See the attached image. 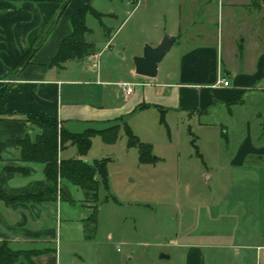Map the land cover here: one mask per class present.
Instances as JSON below:
<instances>
[{
  "label": "crops",
  "instance_id": "crops-1",
  "mask_svg": "<svg viewBox=\"0 0 264 264\" xmlns=\"http://www.w3.org/2000/svg\"><path fill=\"white\" fill-rule=\"evenodd\" d=\"M113 1L0 0V83H5L6 111L10 114L0 121V191L10 199L24 198L10 204L0 200V242H7L14 250L22 249L15 248L17 245L30 244L47 251L33 258L35 264H57L58 248L49 245L58 232L63 231L65 239L71 242L77 237L91 240L98 227L99 189L95 195L60 177L57 191H46V165L24 161L22 149L16 145L26 135L35 142L42 133L26 119L27 113L54 119L59 130L72 134L102 131L119 124L115 143L108 144L101 135H96L86 157H80L74 145L59 149L60 160L88 161L109 160L95 158L94 142L100 137L104 146H115L127 128L132 131L128 117L140 108L153 106L161 111L207 114L210 107L231 104L241 108L248 97H259L262 108L250 115L255 121L264 120V0H219L216 36L211 43H208L209 27L216 21L214 16L208 18L210 4L203 11L192 7L195 0H180L179 4L187 10L185 14L179 9L163 25L154 19L143 21L118 38L120 27H113V22L122 11L121 6H112ZM120 1L125 6L136 4V8L141 3V0ZM144 2L147 8L149 0ZM84 6L96 13L86 14L89 32L85 39L95 45L97 52L69 60L63 67L51 65L63 40L78 27L79 12ZM221 14L222 18L225 16L227 45L220 40ZM93 18L99 28L90 26ZM167 34L177 36V42L183 41L189 49L175 70L163 68L169 79L157 82L158 76L153 84L147 77L136 74L132 60L142 56L146 45L156 47ZM34 48L30 60L12 77L17 64ZM220 79L227 80L229 85H216ZM124 83L134 85L131 94L125 93ZM149 84L154 88H147ZM136 86L141 88L135 89ZM255 121L251 117L246 119V148L240 152L239 147L230 165L239 166L249 155L259 152L251 144L250 123ZM260 128L264 134V128L261 125ZM223 137L229 141L225 132ZM131 151L132 147L125 148L124 154L130 156L118 159L122 165L156 160L142 162L138 148L136 155ZM237 158L240 159L236 162ZM226 234L229 233L220 232L222 236ZM180 248L184 249V259L178 264H264V242L188 243ZM228 249L233 250L232 255ZM170 259L171 255L161 258Z\"/></svg>",
  "mask_w": 264,
  "mask_h": 264
},
{
  "label": "rangeland",
  "instance_id": "rangeland-1",
  "mask_svg": "<svg viewBox=\"0 0 264 264\" xmlns=\"http://www.w3.org/2000/svg\"><path fill=\"white\" fill-rule=\"evenodd\" d=\"M123 2L112 3L121 6L122 11L113 22V27H120L118 38L143 21L154 19L163 25L179 9L183 14L187 11L185 5L179 4L180 0H149L147 8L144 0L137 8L136 4L125 6ZM195 2L192 7L203 11L210 4L208 18L214 16L216 21L209 27L208 43H211L216 36L219 0ZM205 23L204 19V26ZM92 25L99 28L94 18ZM224 26L225 16L222 18L221 14L220 40L227 45ZM187 49L183 41L172 46L159 63L157 82L169 79L163 68L175 70ZM155 78L148 80L154 84ZM153 86L149 84L147 88ZM260 100L248 97L241 108L217 105L210 107L207 114L161 111L153 106L136 110L128 122L133 135L152 146L156 160L151 163L122 165L118 161L130 156L124 154L128 147L124 132L112 147L104 146L101 138H97L93 155L109 158V187L101 186L97 198L98 227L89 241L77 237L71 242L65 239L63 231L58 232L49 245L58 248L57 264H178L184 259L180 245L264 242V134L260 132L264 120L255 121L250 115L262 108ZM249 117L255 121L250 123L251 144L259 152L249 155L239 166L230 165L239 147L240 152L246 148L245 121ZM131 147V152L138 154L137 147ZM222 231L229 234L222 236ZM233 231L236 234L231 235ZM17 247L25 252L40 251L30 244ZM227 251L232 255V249ZM162 254L171 255V259L161 260ZM27 257L35 264V255ZM28 259L21 257L16 264H26Z\"/></svg>",
  "mask_w": 264,
  "mask_h": 264
},
{
  "label": "trees",
  "instance_id": "trees-1",
  "mask_svg": "<svg viewBox=\"0 0 264 264\" xmlns=\"http://www.w3.org/2000/svg\"><path fill=\"white\" fill-rule=\"evenodd\" d=\"M88 11L96 14L89 6H84L80 9L78 27L63 40L51 65L63 67L69 60L83 59L97 52L95 45L85 39L86 34L89 32L85 24ZM34 51L35 48L28 50L26 56L15 67L12 77L18 73L19 68L30 60ZM8 115L10 114L6 111L5 83H0V121ZM25 116L30 123L39 127L42 133L36 138L35 142H32L30 137L26 135L18 140L16 145L21 147L24 161L39 162L46 165L44 173L48 183L47 192L57 191L60 177L67 179L82 189L94 192L95 195H97L101 186L108 189L107 160H60L59 149H63L68 144L74 145L77 149V154L80 157H86L92 146V139L96 135H101L104 142L108 144L115 143L120 130L119 124L102 131L87 130L80 134H72L64 129L59 130L56 120L42 114L27 113ZM125 134L128 137V146L138 148L142 162L153 160L152 146L150 144L141 143L129 128L126 129ZM0 200L10 204L24 200V198L10 199L0 191ZM43 253H47V251L25 252L14 250L9 247L7 242H0V264H16L21 257L28 259L27 255H30V257L34 255L40 256ZM26 264H31L29 259Z\"/></svg>",
  "mask_w": 264,
  "mask_h": 264
},
{
  "label": "water",
  "instance_id": "water-1",
  "mask_svg": "<svg viewBox=\"0 0 264 264\" xmlns=\"http://www.w3.org/2000/svg\"><path fill=\"white\" fill-rule=\"evenodd\" d=\"M177 36L165 35L161 42L156 46L152 47L146 45L143 50L142 56H135L133 63L135 65L136 74L147 77L155 78L158 74V66L164 56L169 52L174 44L178 41ZM168 256L161 255V258Z\"/></svg>",
  "mask_w": 264,
  "mask_h": 264
},
{
  "label": "built area",
  "instance_id": "built-area-1",
  "mask_svg": "<svg viewBox=\"0 0 264 264\" xmlns=\"http://www.w3.org/2000/svg\"><path fill=\"white\" fill-rule=\"evenodd\" d=\"M216 85L227 87L229 85V82L227 80H225V79H220V80L217 81ZM123 87L125 88V93L126 94H131L133 92V89H134V85L133 84L124 83Z\"/></svg>",
  "mask_w": 264,
  "mask_h": 264
}]
</instances>
